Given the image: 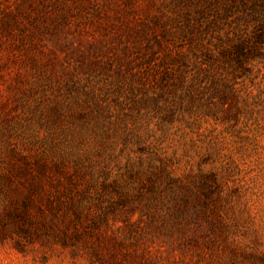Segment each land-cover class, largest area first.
I'll use <instances>...</instances> for the list:
<instances>
[{
	"label": "rangeland",
	"instance_id": "374dc122",
	"mask_svg": "<svg viewBox=\"0 0 264 264\" xmlns=\"http://www.w3.org/2000/svg\"><path fill=\"white\" fill-rule=\"evenodd\" d=\"M258 5L0 0V264H264Z\"/></svg>",
	"mask_w": 264,
	"mask_h": 264
},
{
	"label": "trees",
	"instance_id": "16d2710c",
	"mask_svg": "<svg viewBox=\"0 0 264 264\" xmlns=\"http://www.w3.org/2000/svg\"><path fill=\"white\" fill-rule=\"evenodd\" d=\"M259 1L260 0H241V7H242V9H244L246 11L248 16H249V14H251L254 17L253 14H255V12H256L255 7L257 8L259 6L258 5ZM247 10H249V12H247ZM253 17H252V19H253ZM44 171H45V169L40 167L38 169L37 175L38 176L43 175ZM37 182H34V184L32 185V187L30 189L36 190V188L38 187ZM29 192L31 193V190H29ZM22 215H24V214H22Z\"/></svg>",
	"mask_w": 264,
	"mask_h": 264
}]
</instances>
